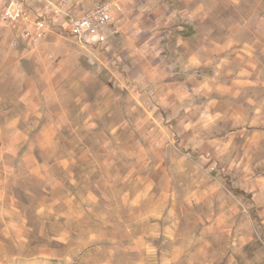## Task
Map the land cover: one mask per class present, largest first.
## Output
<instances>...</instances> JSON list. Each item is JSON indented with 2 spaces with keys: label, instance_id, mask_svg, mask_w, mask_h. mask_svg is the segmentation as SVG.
Masks as SVG:
<instances>
[{
  "label": "rangeland",
  "instance_id": "374dc122",
  "mask_svg": "<svg viewBox=\"0 0 264 264\" xmlns=\"http://www.w3.org/2000/svg\"><path fill=\"white\" fill-rule=\"evenodd\" d=\"M20 1L0 264H264V0ZM103 3L105 44L69 34Z\"/></svg>",
  "mask_w": 264,
  "mask_h": 264
},
{
  "label": "built area",
  "instance_id": "2783aa9c",
  "mask_svg": "<svg viewBox=\"0 0 264 264\" xmlns=\"http://www.w3.org/2000/svg\"><path fill=\"white\" fill-rule=\"evenodd\" d=\"M0 20L7 25H15L20 21L30 23L34 28L44 30L48 22L40 17L30 18L20 0H0ZM111 20V8L108 4H100L85 11L78 17L71 18L68 32L71 36L90 45H103L107 41V30Z\"/></svg>",
  "mask_w": 264,
  "mask_h": 264
},
{
  "label": "crops",
  "instance_id": "0c3cea01",
  "mask_svg": "<svg viewBox=\"0 0 264 264\" xmlns=\"http://www.w3.org/2000/svg\"><path fill=\"white\" fill-rule=\"evenodd\" d=\"M156 6H154V8H155ZM146 9L148 8L147 6L145 7ZM153 8V7H152ZM151 11H153V9H150ZM156 11V10H155Z\"/></svg>",
  "mask_w": 264,
  "mask_h": 264
}]
</instances>
